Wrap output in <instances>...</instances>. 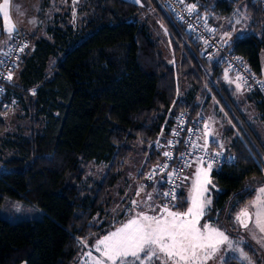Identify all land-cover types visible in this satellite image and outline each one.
<instances>
[{"label":"trees","instance_id":"trees-1","mask_svg":"<svg viewBox=\"0 0 264 264\" xmlns=\"http://www.w3.org/2000/svg\"><path fill=\"white\" fill-rule=\"evenodd\" d=\"M239 1L217 0V6L228 14ZM244 6L247 32L230 46L264 79V9L259 3ZM67 7L55 14L46 35L22 52L11 79L3 81L0 132L6 130L2 116L10 111L11 94L29 126L3 143L12 157L0 172V210L9 197L39 206L44 216L12 222L0 215V264H77L85 242L118 224L105 218L112 189L137 146L156 141L164 130L182 77L196 93L175 111L190 108L196 116L202 102L215 97L232 124L229 147L237 161L213 172L217 194L209 216L218 213L216 221L221 222L236 201L252 196L253 185L264 183V129L254 119L257 109L264 120V101L256 93L249 98L256 108L239 111L231 102L232 90L217 89L225 85L219 59H203L201 45L184 24L178 23L189 39L179 63L177 33L173 31L171 41L174 53L168 56L139 19L143 9L137 2L78 0ZM163 19L162 27L169 24ZM150 156L144 169L161 152L154 148ZM91 161L108 163L102 178L87 177L83 166ZM187 207L183 198L176 208ZM247 250L258 254L250 246Z\"/></svg>","mask_w":264,"mask_h":264},{"label":"rangeland","instance_id":"rangeland-1","mask_svg":"<svg viewBox=\"0 0 264 264\" xmlns=\"http://www.w3.org/2000/svg\"><path fill=\"white\" fill-rule=\"evenodd\" d=\"M35 1L36 0H33V5ZM41 1H43V3L51 4L50 2L51 0H41ZM77 1L78 0H74V2H72V0H58V1L53 0V5H55L56 7L61 6L63 4L71 6L75 4ZM130 1L136 2V0H130ZM3 2L4 0H0V4H3ZM29 2L30 0H26L27 4ZM18 3L19 0H9L8 18H5L3 12L0 11V53L5 49L9 39L12 37L13 31L9 32L8 28L10 27L15 28V24L21 23V20H23L18 15L17 12ZM137 4L139 5V3ZM52 9L53 8L51 4V10ZM142 9L143 11L139 14L140 15L139 19H143L146 22V24L149 25V29L153 39L155 41L157 40L158 42L162 43L166 52L169 53L170 48L172 50L171 41H172L173 31L177 33V37L179 41V49H180L179 55L181 56V58H179V63H181V59L184 54V47L188 44L189 34L187 35L185 30L181 28L182 26L172 20L168 11L164 7H161L159 0L153 1V8H145L144 6H142ZM48 11H50V9ZM240 17H241V13H239L238 19ZM159 18L162 20H164L163 18L168 19L169 24H165L164 27H162ZM242 20L243 19L240 18V22H242ZM44 28L46 29V26H44ZM173 53L174 52H171V55ZM239 84L242 87L239 88V90H241L243 95H246L247 94V90H245L246 88L243 87V85L240 82ZM249 91L252 92L251 90ZM10 104H11L10 111L6 115L2 116V118L6 122V130L4 132H0V172L7 169L5 161L8 158L12 157V151L4 147L3 144L4 141L8 140L9 138L15 135H19L21 133L26 132L29 126L28 120L25 118V115L21 110V106L19 105L18 99L14 96V94H11ZM218 111L219 109L215 108V106L213 104H210V102L203 104L202 115L205 118V123L208 128L207 132L212 133V135H206V141H210L211 139L217 136L216 132L219 131V126L216 118L219 120L220 125L226 128V124H227L226 117L225 116L222 117L218 113ZM214 113H216V118L214 116ZM263 121L264 120H259L258 126H260V123H262ZM136 150L137 151L125 163V166L122 170V180L118 182V184L119 183L121 184L120 187H117L116 184L113 188L114 190H112L113 192L112 202L114 204L113 210L114 211L115 209L118 210V213L116 220L111 221V219L109 220L108 218L107 221H109L110 223L117 222L118 224L112 228H109L105 233V235H108L110 232L115 231L117 228L121 227L122 224L126 223L127 220L135 212L148 211L145 208L144 203L141 202L154 204L155 206H157V209H159V207L163 205L161 202H159L156 199L153 191L145 190V188H150V187H145L144 185H142L143 183L141 182L140 178H139L140 180L136 179L137 172L141 170V168L143 167L142 165L145 159L144 156L145 153L142 151L141 146L137 147ZM107 164L108 163H106V161H101L100 163L99 162L95 163L94 161H91L86 165H84L83 167L85 168L87 177L91 179L92 178L100 179L103 177V175L105 174L108 168ZM197 167L194 165L191 172L186 171L187 172L185 177L186 179L184 181L185 183L183 184H184V188L189 194L191 191L192 180L194 179V174ZM218 169H219L218 166H213V170L210 173L212 184L214 181L213 172ZM131 177L133 183L130 181ZM261 187H264V183L262 184L257 183L253 185L251 190L252 196L245 200L236 201L234 203L233 211L231 209L230 211L222 215L221 222H217L216 219L218 213L213 214L214 218L209 216V214L212 213L213 209H215L214 205H215V197L217 194V189L213 188L212 185H209V194L212 203L209 206V208L206 210L205 216L200 221L201 225L207 222L215 227H218L220 230L224 231L229 236V238L232 241H234L232 248L241 249L242 252L251 260L252 264H264V234L259 232V230L254 226V223H250L247 229L240 227L235 222L234 217H236L244 209H248L250 212L254 213L255 209L252 207V202L256 199L258 195L257 190ZM141 188H143V191H140ZM137 192H139L140 194L137 195ZM148 194H151L153 197L151 201L146 200ZM133 200H136L139 204V206L136 207L135 209H133V206L131 204ZM173 210L180 212L186 211V210L181 211L177 208H174ZM149 214H153V213L149 212ZM0 215L3 218L8 219L12 222H18L21 220L41 219L44 216V211L39 206L31 205L25 201H17L16 199L6 197L2 204ZM102 238L103 237H94L93 240L91 241L88 240L83 244L80 260L77 264H92V259L88 256V253L91 252L92 257H98L100 255V253L95 251L94 245L96 244V242H98L99 239ZM247 246L252 247L253 250L258 253L256 257L252 256V254L247 250ZM229 258L232 259L231 264H248V262L241 257L240 252H233L232 250L227 249L226 247H222L221 252L218 254L217 259L210 260L208 264H228ZM20 264H28V263L27 261H22Z\"/></svg>","mask_w":264,"mask_h":264},{"label":"snow or ice","instance_id":"snow-or-ice-1","mask_svg":"<svg viewBox=\"0 0 264 264\" xmlns=\"http://www.w3.org/2000/svg\"><path fill=\"white\" fill-rule=\"evenodd\" d=\"M136 2L139 3V0ZM8 9L9 0H4L3 4H0V11L5 18L9 16ZM195 10V4L186 7L188 12ZM13 30L12 27L8 28L9 32ZM237 79L243 80L239 76ZM240 87L241 85L237 84V88ZM205 127L207 128V125ZM205 134L212 135L210 132ZM195 147L206 150L207 141L203 146L195 145ZM163 155L171 158L169 152H164ZM221 156V152H216L209 156L207 161L203 157L197 158L196 163L199 166L192 180L190 206L186 211H174L173 209L177 207L175 203H172L171 208L168 203H165L157 209L154 204L141 202L148 211L135 212L121 227L99 239L94 248L100 255L92 257V253H88L92 264H208L210 260L217 259L222 247L233 252H240L241 257L248 264H252L241 249L232 248L234 241L224 231L207 222L203 225L200 223L212 203L209 185L213 188L215 185L212 184L210 173L213 170V164ZM184 164L187 167L192 166L186 160ZM164 167L166 168L167 165ZM169 175L179 178V173L175 170ZM151 178L150 175L149 179ZM140 191H143V188ZM257 191L258 195L252 202L254 213L244 209L234 219L240 227L245 229L248 228L249 223H254L259 232L264 234V187ZM139 194L137 192V195ZM159 195L168 198L169 203L174 202L176 200L175 185L168 192ZM152 199V195L148 194L146 200ZM131 204L133 209L139 206L136 200H133Z\"/></svg>","mask_w":264,"mask_h":264},{"label":"built area","instance_id":"built-area-1","mask_svg":"<svg viewBox=\"0 0 264 264\" xmlns=\"http://www.w3.org/2000/svg\"><path fill=\"white\" fill-rule=\"evenodd\" d=\"M249 1L260 3L264 9V0ZM159 3L168 11L174 22L184 24L194 41L201 45V57L203 59L209 60L217 57L221 67L233 73L236 78L238 76L242 77L243 80H239L240 83L252 92L257 93L261 100L264 101V79L220 35V29L224 20L221 21L219 26L215 27L211 25L206 15L198 11L197 6L193 12L186 11L187 6L193 5L189 0H159ZM30 44L31 40L26 32L18 28L1 60L0 99L5 93L3 81L12 77L17 60ZM182 93L183 80L177 100L169 110L165 128L156 138V142L160 147L161 158L144 169L141 175L143 185L154 189L158 200L162 204L168 203L169 206H172V203L178 205L179 201L181 202L183 199L182 187L188 168L185 166L184 161L186 160L190 163L193 157H203L207 161L209 156L220 152L217 150H201L195 147V145H200L201 137L206 129V123L202 113L194 116L190 108L175 111L176 105L182 101ZM173 133L176 134L174 135ZM164 152L171 153V158L165 157L163 155ZM221 153L222 156L213 166L220 167L236 163L237 158L235 154L230 152ZM165 165H167L166 168L164 167ZM174 170L179 173V178L175 176L170 177L169 174ZM150 175L151 179H149ZM174 185L176 187V200L169 203L168 198L159 194L168 192Z\"/></svg>","mask_w":264,"mask_h":264},{"label":"crops","instance_id":"crops-1","mask_svg":"<svg viewBox=\"0 0 264 264\" xmlns=\"http://www.w3.org/2000/svg\"><path fill=\"white\" fill-rule=\"evenodd\" d=\"M191 1H190L191 3H193L197 6L198 11L201 14L206 15L208 17L211 25L217 27L220 25L221 21L224 20V23H222V26L220 29V35L228 45H230V43L232 41H234V39L236 37L244 36L246 34L250 21H249V16H248L249 13H248L246 7L244 6V3H247V2L254 3V2H251L248 0H246V1L240 0L238 3L235 4V6L232 8V10L228 14H223L221 12V10L219 9V7L217 6V0H191ZM241 1H243V2H241ZM50 2L52 4V8H53L52 10H51V4L43 3V1H41V0H36L34 2V5H33V0H30V2L28 4L26 3V0H19L17 12H18V15L23 20H21V23L15 24V28H14L13 33H12V37L9 39L6 47H8L9 43L12 41V39L15 35V32L18 28L22 29L23 31L26 32V34L28 35V37L31 40V44H30L31 47H32V45L34 47L35 41L39 40L41 37L46 35V30L53 23V19L55 17V14L59 13V11L62 13V10H64L65 8L68 9V7H67L68 5L63 4L61 6L56 7L55 5H53V0H51ZM144 4H146V5H144ZM139 5L144 6L145 8H153V0H139ZM49 9H50V11H48ZM239 13H241L240 18L243 19L242 22H240V18L238 19ZM237 21H239V22L237 23ZM44 26H46V29L44 28ZM6 47H5V49H6ZM5 49L0 53V55L5 51ZM165 54L168 56L171 55L170 50H169V53L165 51ZM212 59H214V58H212ZM221 69L223 71V80H224L225 85L217 87V89H220L222 87H224L225 89H227V88L231 89L232 90L231 91V98H232L231 102L233 104L239 106V108H240L239 111H242L243 114H244L243 110H245V109H248V108L255 109L256 106H255L254 100H249V98L254 97V94H256V93L250 92L247 87L243 86L246 88L245 90H247V94L243 95L241 90H239V88H237V84H239L240 81L234 76L233 73L224 69V67H221ZM182 79H183L182 101H185V99L189 98L190 96L194 97V94L196 92H195V88H194L193 84L189 83L185 79V77H182ZM214 84L217 85L216 82ZM240 88H242V87H240ZM209 102H210V104H213L215 106V108H218L220 111V112L218 111V113L222 117H224V115L221 111V108L219 107L221 102H219L215 97L206 103H209ZM203 104L204 103L202 102V105ZM235 115H236V113H235ZM214 116L216 118V113H214ZM255 116L256 117L254 119H256V122L259 124V120H262V113L256 109ZM216 120L218 122L219 131L216 132V134H217L216 137H214L210 141H207V149L206 150H209V151L217 150L220 152H231L230 147H229V141L231 140V137L233 135H232V133H230V131H228V128L232 124L227 122L226 128H225V127H222L220 125V122L217 118H216ZM258 128L260 130L264 129V121L262 123H260V126H258ZM207 130H208V128H206L205 131L203 132V135H202L201 141H200V146H203L205 144V141H206V134L205 133L207 132ZM223 135H224V138H223ZM220 145H223V147H220ZM139 146H141L142 151L145 153L144 154L145 159L143 161V165H142L143 167L141 168V170H139L137 172L136 179H138V180H140L139 175H140V173L142 174V170L144 169L145 165L147 164L149 158L151 157L150 156L151 151L154 148H156L157 152H160V147L155 140L152 141L148 145H144L143 143H141L137 147H139ZM197 158L198 157H193L191 159L190 163L192 166L187 168V172H191L194 165L197 167V165H198L196 163ZM187 172H186V174H187ZM121 180H122V176H121L119 182ZM130 181L132 182V177L130 178ZM141 182H142V180H141ZM120 185H121L120 183L119 184L117 183V187H120ZM112 190H114V189H112ZM145 190L153 191L154 196L157 197L154 189L145 188ZM182 195H183V198L185 199V201L188 202V207H189V205H190L189 195L190 194L184 188V184L182 187ZM113 205L114 204L112 202V204L109 207V215L108 216L105 215L106 220H108L109 216H111V221L116 220L118 210L115 209V211H114ZM104 236H101V237H104Z\"/></svg>","mask_w":264,"mask_h":264},{"label":"water","instance_id":"water-1","mask_svg":"<svg viewBox=\"0 0 264 264\" xmlns=\"http://www.w3.org/2000/svg\"><path fill=\"white\" fill-rule=\"evenodd\" d=\"M250 224V223H249Z\"/></svg>","mask_w":264,"mask_h":264}]
</instances>
